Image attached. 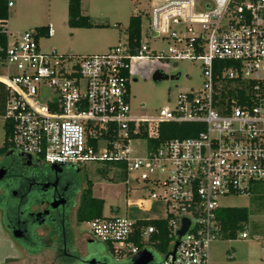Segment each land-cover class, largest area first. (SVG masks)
<instances>
[{"label": "built area", "instance_id": "built-area-1", "mask_svg": "<svg viewBox=\"0 0 264 264\" xmlns=\"http://www.w3.org/2000/svg\"><path fill=\"white\" fill-rule=\"evenodd\" d=\"M147 16L145 36L167 44L166 55L142 43L141 32L133 52L125 41L80 57L41 52L35 31L8 42L4 28L3 128L11 148L47 165L104 163L143 182L148 194L137 207L160 201L166 208L172 242L161 264H208L209 245L221 235L219 199L264 183V0H155ZM43 35H54L51 24ZM150 57L199 62L202 87L179 94L173 109L160 108L155 117H133L130 63ZM162 123L202 129L155 143ZM183 220L189 225L178 237ZM140 221L114 214L84 223L87 236L118 261L151 250L157 230Z\"/></svg>", "mask_w": 264, "mask_h": 264}, {"label": "rangeland", "instance_id": "rangeland-1", "mask_svg": "<svg viewBox=\"0 0 264 264\" xmlns=\"http://www.w3.org/2000/svg\"><path fill=\"white\" fill-rule=\"evenodd\" d=\"M155 0H81V14L95 25L103 28L72 29L67 26V0H12L6 28L8 42H13L24 32L51 24L52 37H38L41 52L55 51L62 55L93 56L103 55L109 48L122 45L126 39V29L131 16L141 18V42L150 50L167 54V44L159 43L145 36L148 28L150 7ZM155 71L167 76H177L178 80L152 81ZM199 62L159 60L157 57L130 63L131 76L136 80L129 84L130 113L133 117H155L160 108L171 110L177 103L179 94L198 91L202 87ZM5 70L0 68V75ZM4 141L3 119L0 117V147ZM141 151L142 149H138ZM84 183H90L93 198L103 201L102 217L116 214L128 221L163 219L165 204L150 201L145 210L136 203L146 197L149 187L128 177L125 179L104 163H92L80 168ZM127 180V184L126 181ZM224 208H246L249 214L245 228L247 239L238 237L234 241L218 239L209 245L208 264H247L245 256L248 247L264 244V184H254L248 195H232L219 199ZM79 230L89 233L86 223H79ZM0 234V261L12 252L10 243ZM85 239V237H84ZM95 247L106 252L104 244L94 240ZM91 247V245L89 246ZM154 262L161 264L163 257L150 250ZM108 254V253H107ZM109 263L129 264L130 259L118 261L107 255ZM19 264H26L20 260Z\"/></svg>", "mask_w": 264, "mask_h": 264}, {"label": "flooded vegetation", "instance_id": "flooded-vegetation-1", "mask_svg": "<svg viewBox=\"0 0 264 264\" xmlns=\"http://www.w3.org/2000/svg\"><path fill=\"white\" fill-rule=\"evenodd\" d=\"M79 172L0 147V234L17 253L0 264L109 263L107 252L79 230L77 213L87 189Z\"/></svg>", "mask_w": 264, "mask_h": 264}, {"label": "trees", "instance_id": "trees-1", "mask_svg": "<svg viewBox=\"0 0 264 264\" xmlns=\"http://www.w3.org/2000/svg\"><path fill=\"white\" fill-rule=\"evenodd\" d=\"M8 0H0V24L4 25L8 19L9 8L7 7ZM0 26V47L2 49L6 46V36L4 27ZM67 26L76 29H90V28H103L102 25L93 24L87 16L81 14V0H67ZM44 28L40 27L34 29L38 35L44 36ZM141 32V18L139 16H131L128 20L126 29L125 41L130 46V51L133 52L135 47L139 46ZM0 58H3V52L0 53ZM218 65H226L224 62L216 63ZM7 92L5 87L0 83V117L4 113V106ZM4 141L2 148L8 150L10 143L8 142L9 131L6 126L4 127ZM202 126L194 123H162L157 130L158 137L155 143L165 142L171 139H184L192 138L201 131ZM264 184V183H260ZM103 210V201L93 198L90 189V183L87 184L86 194L82 206L77 213L79 223L100 218ZM218 219L221 224L220 239L234 241L240 234L245 232L248 222V211L246 208H221L218 210ZM140 225H151L157 233L151 236V250L160 255L168 253L172 239L168 237L166 219H152L141 220ZM109 255L108 249L105 247Z\"/></svg>", "mask_w": 264, "mask_h": 264}, {"label": "water", "instance_id": "water-1", "mask_svg": "<svg viewBox=\"0 0 264 264\" xmlns=\"http://www.w3.org/2000/svg\"><path fill=\"white\" fill-rule=\"evenodd\" d=\"M151 35L155 36L154 33H151ZM178 77H179V74L177 76H167V75H163L159 71H155L152 74V81L155 83L164 81V80L176 81L178 80ZM52 167H56V165H53ZM188 225L189 223L187 220L182 221L181 229L177 232L178 237H182L184 235ZM176 247H177V243L174 245L173 251H175ZM89 264H93V262L91 261ZM107 264H115V263H107ZM129 264H154L152 253L146 249H143L138 254H136L134 257L130 259Z\"/></svg>", "mask_w": 264, "mask_h": 264}, {"label": "crops", "instance_id": "crops-1", "mask_svg": "<svg viewBox=\"0 0 264 264\" xmlns=\"http://www.w3.org/2000/svg\"><path fill=\"white\" fill-rule=\"evenodd\" d=\"M247 238L248 237L246 234V238L243 240H246ZM258 246L260 248H258L256 245L253 247H248L245 256V261L247 264H264V244H260Z\"/></svg>", "mask_w": 264, "mask_h": 264}]
</instances>
